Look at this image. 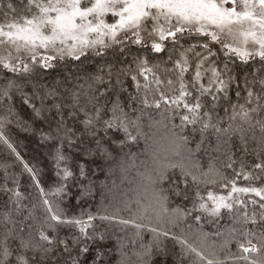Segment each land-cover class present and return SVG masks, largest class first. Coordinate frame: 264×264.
Wrapping results in <instances>:
<instances>
[{
  "label": "snow or ice",
  "instance_id": "obj_1",
  "mask_svg": "<svg viewBox=\"0 0 264 264\" xmlns=\"http://www.w3.org/2000/svg\"><path fill=\"white\" fill-rule=\"evenodd\" d=\"M0 147V264H264V0H0Z\"/></svg>",
  "mask_w": 264,
  "mask_h": 264
},
{
  "label": "trees",
  "instance_id": "obj_2",
  "mask_svg": "<svg viewBox=\"0 0 264 264\" xmlns=\"http://www.w3.org/2000/svg\"><path fill=\"white\" fill-rule=\"evenodd\" d=\"M18 150L21 152V155L26 161L29 163H34L37 165V167L43 169L41 177L43 182L47 183L49 181L51 164L44 155L43 148L38 146L37 141L34 138L24 139L22 134ZM4 156L5 152L2 147H0V163L3 162ZM8 159L11 160V157ZM16 167L17 170H19V164H17ZM26 179L27 177H25V180Z\"/></svg>",
  "mask_w": 264,
  "mask_h": 264
}]
</instances>
